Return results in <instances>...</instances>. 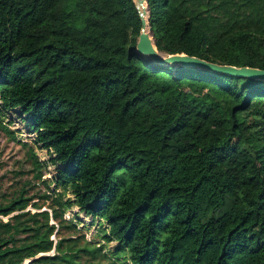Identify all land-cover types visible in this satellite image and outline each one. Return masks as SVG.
I'll return each instance as SVG.
<instances>
[{
    "label": "trees",
    "instance_id": "16d2710c",
    "mask_svg": "<svg viewBox=\"0 0 264 264\" xmlns=\"http://www.w3.org/2000/svg\"><path fill=\"white\" fill-rule=\"evenodd\" d=\"M146 1L160 52L264 68V0ZM140 26L133 0H0V110L59 188L57 226L0 202V264H264V80L145 58ZM71 204L103 242L62 223Z\"/></svg>",
    "mask_w": 264,
    "mask_h": 264
},
{
    "label": "rangeland",
    "instance_id": "374dc122",
    "mask_svg": "<svg viewBox=\"0 0 264 264\" xmlns=\"http://www.w3.org/2000/svg\"><path fill=\"white\" fill-rule=\"evenodd\" d=\"M6 128H4L3 126ZM8 129V130H7ZM10 130V131H9ZM223 136L225 131L219 130ZM36 131L29 128L25 114L18 107L0 110V202H7L10 197L22 191L30 199L24 210H44L49 211L50 223L58 220L52 216L55 206L54 198L57 190L53 177L57 173V165L49 161L53 155L51 150L40 147L34 142ZM31 152H35L41 165L36 166L32 160ZM73 198L69 192H65L64 198ZM18 212L12 211L8 215H0L3 220H7L10 215ZM64 222L73 221L77 224L75 235H82L85 239L94 240L96 243L103 242L100 228L105 227V222L98 217L86 214L76 204H71L63 212ZM51 238L56 241L55 233ZM115 240L107 243L105 249L113 250L116 245ZM54 247L47 253H54Z\"/></svg>",
    "mask_w": 264,
    "mask_h": 264
},
{
    "label": "water",
    "instance_id": "95a60500",
    "mask_svg": "<svg viewBox=\"0 0 264 264\" xmlns=\"http://www.w3.org/2000/svg\"><path fill=\"white\" fill-rule=\"evenodd\" d=\"M135 7L137 9L139 18H140V31L137 37V41L135 44L134 50L141 54L143 57L148 58L150 60L156 62H164L170 64H182L186 66H194L199 67L211 71H215L218 73H225L234 76H243L249 77L253 79H262L264 80V68L248 66V65H232L226 63H216L212 61L205 60L196 55H190L184 52L181 53H162L160 52L154 42V38L151 34V26L149 24V17L147 15V21L145 20V10L143 2L146 0H133ZM147 5V1H146ZM39 254L34 257L27 258L23 261L22 264H27L33 258L37 257Z\"/></svg>",
    "mask_w": 264,
    "mask_h": 264
},
{
    "label": "bare ground",
    "instance_id": "6f19581e",
    "mask_svg": "<svg viewBox=\"0 0 264 264\" xmlns=\"http://www.w3.org/2000/svg\"><path fill=\"white\" fill-rule=\"evenodd\" d=\"M143 5H144V8H145V10H147L146 1H144V2H143ZM144 17H145V20L147 21V25H148V20H147V11L145 12V15H144Z\"/></svg>",
    "mask_w": 264,
    "mask_h": 264
}]
</instances>
